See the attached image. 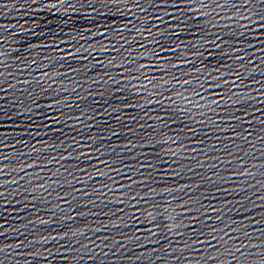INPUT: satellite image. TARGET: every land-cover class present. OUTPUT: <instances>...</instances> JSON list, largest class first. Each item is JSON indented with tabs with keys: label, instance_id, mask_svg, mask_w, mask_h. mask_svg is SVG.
I'll use <instances>...</instances> for the list:
<instances>
[{
	"label": "water",
	"instance_id": "1",
	"mask_svg": "<svg viewBox=\"0 0 264 264\" xmlns=\"http://www.w3.org/2000/svg\"><path fill=\"white\" fill-rule=\"evenodd\" d=\"M0 264H264V0H0Z\"/></svg>",
	"mask_w": 264,
	"mask_h": 264
}]
</instances>
